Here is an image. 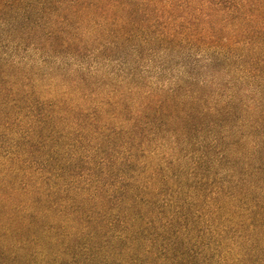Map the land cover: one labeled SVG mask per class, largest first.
<instances>
[{
    "label": "trees",
    "instance_id": "trees-1",
    "mask_svg": "<svg viewBox=\"0 0 264 264\" xmlns=\"http://www.w3.org/2000/svg\"><path fill=\"white\" fill-rule=\"evenodd\" d=\"M0 264H264V0H0Z\"/></svg>",
    "mask_w": 264,
    "mask_h": 264
}]
</instances>
